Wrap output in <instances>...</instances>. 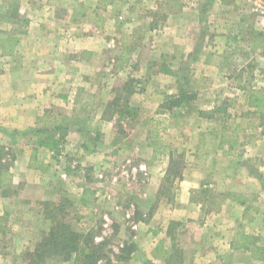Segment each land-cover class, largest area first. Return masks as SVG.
<instances>
[{
    "label": "rangeland",
    "instance_id": "obj_1",
    "mask_svg": "<svg viewBox=\"0 0 264 264\" xmlns=\"http://www.w3.org/2000/svg\"><path fill=\"white\" fill-rule=\"evenodd\" d=\"M191 2L212 3L208 14L216 18V0ZM252 2H244L242 28L219 34L200 25L194 5L174 23L172 3L164 0H0V71L23 65L24 57L10 51L42 49L28 47V32H58L64 43L53 63L64 62L61 77L74 75L75 84L96 95L89 100H104L102 110L115 101L105 113L114 122L104 129L129 142L113 154L112 139L70 135L59 151L38 155L42 168L28 172L18 163L13 178L3 176L0 264H73V254H33L54 222L81 234L80 244L95 246L97 264H264V111L249 106L250 91L264 90V18ZM186 18L194 25L186 27ZM55 19L64 26L57 29ZM76 33L79 47L69 40ZM86 40L94 54L82 48ZM76 59L82 62L73 72L68 64ZM181 94L178 107L160 108ZM85 124L96 132L92 123L80 127ZM36 128L4 132L0 169L13 165L15 149L28 151L34 138L47 137ZM60 136L49 137L61 142ZM79 140L86 153L103 155L80 158ZM163 151L167 166L158 158ZM31 176L39 178L36 188L25 185ZM228 193L249 201L221 200Z\"/></svg>",
    "mask_w": 264,
    "mask_h": 264
},
{
    "label": "crops",
    "instance_id": "obj_2",
    "mask_svg": "<svg viewBox=\"0 0 264 264\" xmlns=\"http://www.w3.org/2000/svg\"><path fill=\"white\" fill-rule=\"evenodd\" d=\"M191 1L192 0L183 1L179 10L170 13V16L174 19V23H177L178 20H180L181 15L185 14V17H187V15H190L189 11H194V9L191 8V5H194L195 7L198 6L200 9L198 10L200 11V15H202L200 25L202 24L206 28L216 27L217 30L221 31L219 34H226L232 26L235 28H242V25H244V22L246 21L245 15L243 14L246 10L248 11V5L244 4L246 0H216L217 14L214 19L217 22L210 18V16L213 15L208 14L214 7L212 3L210 5L207 3L202 4L201 2L193 4ZM187 19L188 18L184 20L186 27H189L191 24L194 25V22H191L190 24V20ZM54 21L57 29H59L60 26H64V22L60 19H55ZM252 24L253 22H251L250 26H248L249 29H251ZM46 27L49 28V26ZM28 33L29 34L25 37V43L28 44V47L30 48L31 45L40 43L42 49L40 48V50L27 51L26 53L22 52V54L20 53L19 55L17 52L10 51L15 59H23L24 57L25 61L23 62V65L18 64V67H10L9 69L0 71V137L5 135V131L12 136V133L24 132L26 129L36 128L39 125V127L36 128L37 130L39 128L50 129V131L46 133V136L56 137L61 135V142H58L56 147L51 149L38 145L37 138H34V146L31 147L30 150L15 149L13 165L9 167L11 178H13L12 175H14L13 173L14 170L17 169L16 166L18 163L25 171L29 172V170H38L39 166L41 167L40 164L42 163L41 160H38V155L46 152L49 153L52 151H59V146L61 144L67 145V142L63 143V137L69 138L70 135L71 137L73 136L78 139L87 137L93 142L98 140L95 139L96 136L104 138V140L112 139L114 140L113 143L116 145H113V148L109 153L114 154L120 152L123 145L129 142H125L127 139L126 137L121 138V141L120 138H118L117 132H107L104 129L107 123L111 125L114 122V119L108 118L107 120L105 118V114L103 113L104 110L101 109L104 105V100L102 98H99L96 102L94 100H89L91 97L92 99L97 98L95 94H92L94 92H92V90H87L88 92H86V87L75 84L77 82V78H75L74 75L70 77H61L62 71H64L63 67L65 65L63 61L53 63V60L56 59L55 55L59 53V49H61L64 43L63 36H60L58 32L50 33L48 36L43 35V32H41V35L38 33H36V35H33V33L30 32ZM204 34L205 33H203V35ZM8 39L13 38L9 36ZM13 40L16 42L18 41L17 38H14ZM69 40L72 41L74 45L77 44L78 47L79 43H81L79 33L74 34ZM110 40L113 39L111 38ZM110 40H108V46ZM91 41L92 40L83 41L82 46L83 49H87L88 54L90 55L96 52V48L92 46ZM228 41H230V37L228 38ZM224 42H227V38H225ZM45 44H51L52 46L51 48L48 47L50 49H45ZM77 49L79 48L72 50L73 53H75ZM124 51V48H121L118 58L122 57ZM78 60L80 59L72 60L74 63L68 64L69 66H72L70 70H73V72H77L80 68L82 61ZM109 76H112V74H109ZM96 79L97 77H95V80ZM60 84L65 86L67 84L71 87L68 86V90H64L63 92L58 94L56 93L54 95V87H58ZM82 92L86 93V98H88L89 101L86 98L84 100L81 99L80 93ZM97 93H99V88ZM55 107L64 108L63 114H59L57 112L54 113V109H57ZM85 107L92 109V113L82 115L80 112L82 109H85ZM64 117L71 124L64 130H51L52 127L61 122ZM76 118L84 119V122L95 125L96 132L91 133L90 131L82 129L78 125L72 124ZM66 134L67 136H65ZM77 144V152L79 153L80 158L82 156L87 159H96L98 154H100V156L103 155L101 152L102 150L100 149H97L96 151L93 150L92 153H86L82 149L84 146V142H82V140H79ZM157 157L158 156L155 154L152 156V158ZM158 158L161 159L162 162L164 161L165 166H167L168 159L165 152ZM141 167H144V165ZM145 168L147 169V166H145ZM31 179L32 180L28 183L26 182L25 185L30 188H36L35 185H39L40 183L39 178L31 176ZM229 246L234 250V247L231 245Z\"/></svg>",
    "mask_w": 264,
    "mask_h": 264
},
{
    "label": "trees",
    "instance_id": "obj_3",
    "mask_svg": "<svg viewBox=\"0 0 264 264\" xmlns=\"http://www.w3.org/2000/svg\"><path fill=\"white\" fill-rule=\"evenodd\" d=\"M165 4L169 5V3H172V6L169 10V12H175L179 10L181 7L180 0H164ZM167 71V70H166ZM182 94L181 96H175L174 98L170 96L171 100H168L164 102L160 106L161 109H172L173 107H178L181 104L182 101ZM193 98V96H191ZM115 101H111L108 103L107 106L104 108V114L107 112L108 108L114 106ZM249 106L253 109H256L259 111V113H263L264 111V90H251L249 94ZM84 122V119L76 118L72 124L81 126V123ZM71 123L64 117L61 122L58 124H55L51 130H64L66 129ZM222 129L226 128V125L222 123L221 125ZM230 127V126H229ZM84 129V128H83ZM88 126L85 124V129L87 130ZM50 129L48 128H39L37 130L38 135H46ZM231 131H235L233 128ZM97 136L95 139L97 140ZM235 140H231L230 143H234ZM58 141H56L53 138H50L47 136L43 140L40 138H37V144L42 145L47 148H55ZM85 145V143H84ZM1 176H0V187H3L4 180L7 178H10L9 173V167L5 166L1 169ZM5 176V179L3 178ZM87 190H84V193ZM225 198H229L235 202H237L240 205H245L248 203V199L238 193H228L226 195L221 196V200H224ZM53 222V219H52ZM3 230V225L1 222L0 217V231ZM82 238L81 234H78L74 231H72L66 224L61 222H54V224L51 225V228L47 234L46 237H42V239L39 242L38 248H36L35 252L33 254H37L39 251L41 252L40 255H62L64 259H68L71 254H73V264H97V248L93 246L92 248H89L85 244H80V240ZM234 248H237L238 246H232ZM40 256V257H41Z\"/></svg>",
    "mask_w": 264,
    "mask_h": 264
},
{
    "label": "built area",
    "instance_id": "obj_4",
    "mask_svg": "<svg viewBox=\"0 0 264 264\" xmlns=\"http://www.w3.org/2000/svg\"><path fill=\"white\" fill-rule=\"evenodd\" d=\"M252 6L253 12L257 16L264 18V0H253Z\"/></svg>",
    "mask_w": 264,
    "mask_h": 264
}]
</instances>
